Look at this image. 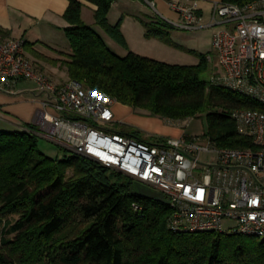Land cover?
<instances>
[{
    "label": "trees",
    "instance_id": "trees-1",
    "mask_svg": "<svg viewBox=\"0 0 264 264\" xmlns=\"http://www.w3.org/2000/svg\"><path fill=\"white\" fill-rule=\"evenodd\" d=\"M69 1L64 32L72 49L65 63L71 80L152 117L185 121L204 116L208 137L218 148H255L239 133L232 113L264 111V106L204 81L206 57L197 66L133 52L120 57L83 20L85 2L94 5L96 24L126 48L121 23L109 22L115 0ZM254 1L221 0L239 7ZM150 20L147 38L175 45L170 33L176 28L158 16ZM26 129L0 132V264H264V241L174 232L166 197L134 194L131 178L88 157H48L38 147V127Z\"/></svg>",
    "mask_w": 264,
    "mask_h": 264
},
{
    "label": "built area",
    "instance_id": "built-area-1",
    "mask_svg": "<svg viewBox=\"0 0 264 264\" xmlns=\"http://www.w3.org/2000/svg\"><path fill=\"white\" fill-rule=\"evenodd\" d=\"M168 4L181 21L164 20L176 29L217 28L213 49L222 70L210 85L264 106V0L244 7L219 0L208 25L203 24L197 1ZM21 80L35 84L32 100L42 105L37 118L40 133L161 193L172 209L170 230L264 241V111L232 113L239 133L255 148H218L209 137L186 135L149 143L107 129L116 123L118 103L109 94L77 80L56 82L28 58L24 39L0 42V91L13 92ZM228 221L235 225L226 226Z\"/></svg>",
    "mask_w": 264,
    "mask_h": 264
},
{
    "label": "crops",
    "instance_id": "crops-1",
    "mask_svg": "<svg viewBox=\"0 0 264 264\" xmlns=\"http://www.w3.org/2000/svg\"><path fill=\"white\" fill-rule=\"evenodd\" d=\"M155 5V15L161 14L168 21H181L179 15L168 4L169 0H149ZM183 4H192L197 1L203 24L208 25L212 20L213 8L219 0H173ZM69 0H0V42L9 39H24L28 58L58 83L69 78L66 66L60 64L70 60L72 49L70 42L63 46L58 36H64V29L69 26L64 19ZM85 7L95 13L96 7L85 2ZM159 13V14H158ZM63 55L67 59L62 62ZM147 57H152L147 55ZM61 59V60H60ZM65 69V70H64ZM65 81V82H66ZM35 84L32 81L21 80L16 84L13 92L0 91V128L9 129V132L26 131L27 125H37L42 105L32 100ZM40 100V98H39ZM116 123L124 122L129 127H138L150 135L163 136L159 138H179L183 133L182 125L174 124L157 117H141L133 108L117 103L114 107ZM124 124V125H125ZM39 131L40 128L38 127ZM41 132V131H40ZM39 134V132H37ZM146 137L153 138L145 134ZM44 136V135H43Z\"/></svg>",
    "mask_w": 264,
    "mask_h": 264
},
{
    "label": "rangeland",
    "instance_id": "rangeland-1",
    "mask_svg": "<svg viewBox=\"0 0 264 264\" xmlns=\"http://www.w3.org/2000/svg\"><path fill=\"white\" fill-rule=\"evenodd\" d=\"M154 13L155 9L151 6V2L149 0L114 1V5L109 14V22L113 26L121 23V30L127 42L126 48L114 41L101 27L96 24L94 11L85 6L83 9V20L88 26L94 28L103 37L110 50L120 57H125L129 54V52H133L145 57H147V55L153 56V59L165 63L184 66H197L201 63L202 58L206 57L208 59V69L203 73L202 79L209 82L215 73L221 72L222 68L219 63V56L213 49V38L217 28L212 29L199 27L196 29H174L170 33V38L175 45H170L157 38H147V25L149 26L151 23L150 19L156 16ZM58 38L60 40L64 39L61 43L63 46H67V41L69 44L66 34L65 38L60 35ZM29 48L30 47L27 46L26 53L29 51ZM58 57H62V60L60 59L62 62H65L67 59L62 54L58 55ZM60 65L64 66L65 63ZM36 66L40 68L38 64H36ZM64 79L65 80L62 79L61 82H65L66 78ZM68 80H70V78H68ZM136 114L141 117H152L147 115L141 109H137ZM184 122L186 123H184L181 127L183 130L181 137L184 135L189 137H208L209 126L206 117H196L185 120ZM124 124V122L114 123L107 129L116 132H124L126 134H130L129 132L132 131L133 133H137L136 135L131 134L132 136L137 138L140 136L149 143H152L155 140L153 138L146 137L145 134L150 135L146 131L140 130L138 127L133 128ZM9 131V129L0 128V132ZM38 132V147L48 157L62 158L67 154H74L73 151L43 136L39 129ZM150 136L154 138L163 137L154 135ZM202 144H205V142H202ZM69 174L71 176L72 172ZM231 225H235V222L233 223L232 221H228L226 223V226Z\"/></svg>",
    "mask_w": 264,
    "mask_h": 264
},
{
    "label": "water",
    "instance_id": "water-1",
    "mask_svg": "<svg viewBox=\"0 0 264 264\" xmlns=\"http://www.w3.org/2000/svg\"><path fill=\"white\" fill-rule=\"evenodd\" d=\"M132 192L136 195H139L144 198H148L151 200H157L164 197L161 193L158 191L153 190L150 187H147L139 182H135L132 186Z\"/></svg>",
    "mask_w": 264,
    "mask_h": 264
},
{
    "label": "bare ground",
    "instance_id": "bare-ground-1",
    "mask_svg": "<svg viewBox=\"0 0 264 264\" xmlns=\"http://www.w3.org/2000/svg\"><path fill=\"white\" fill-rule=\"evenodd\" d=\"M65 83V82H64Z\"/></svg>",
    "mask_w": 264,
    "mask_h": 264
}]
</instances>
